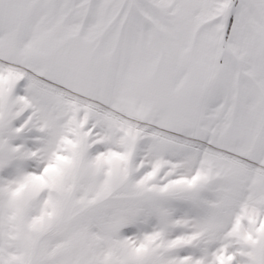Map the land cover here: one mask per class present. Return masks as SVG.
Returning a JSON list of instances; mask_svg holds the SVG:
<instances>
[{"label":"snow or ice","instance_id":"1","mask_svg":"<svg viewBox=\"0 0 264 264\" xmlns=\"http://www.w3.org/2000/svg\"><path fill=\"white\" fill-rule=\"evenodd\" d=\"M0 264H264V0H0Z\"/></svg>","mask_w":264,"mask_h":264}]
</instances>
